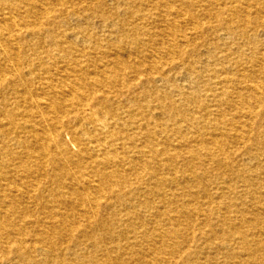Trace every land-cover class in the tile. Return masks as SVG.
Returning a JSON list of instances; mask_svg holds the SVG:
<instances>
[{"label": "bare ground", "instance_id": "6f19581e", "mask_svg": "<svg viewBox=\"0 0 264 264\" xmlns=\"http://www.w3.org/2000/svg\"><path fill=\"white\" fill-rule=\"evenodd\" d=\"M0 264H264V0H0Z\"/></svg>", "mask_w": 264, "mask_h": 264}]
</instances>
